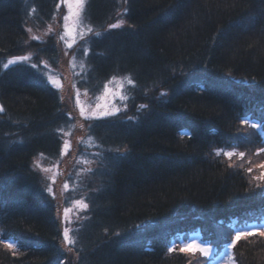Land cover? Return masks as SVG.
<instances>
[{
    "label": "trees",
    "instance_id": "trees-1",
    "mask_svg": "<svg viewBox=\"0 0 264 264\" xmlns=\"http://www.w3.org/2000/svg\"><path fill=\"white\" fill-rule=\"evenodd\" d=\"M60 1L0 0V264H210L181 242L200 235L218 256L236 229L262 227L264 181L252 178L264 171V0H85L73 85L94 104L119 91V111L85 126L62 203L88 206L70 223L35 170L59 161L77 128L49 80L57 44L3 67L27 55L28 27L53 23ZM233 254L264 264V237Z\"/></svg>",
    "mask_w": 264,
    "mask_h": 264
},
{
    "label": "rangeland",
    "instance_id": "rangeland-1",
    "mask_svg": "<svg viewBox=\"0 0 264 264\" xmlns=\"http://www.w3.org/2000/svg\"><path fill=\"white\" fill-rule=\"evenodd\" d=\"M69 4L73 6V11H75V0H61L60 6L62 7L60 9V14L54 22L49 24L46 28L44 27L39 29L28 27V29H31V32L27 29L28 42L26 44L27 55L31 58L33 56L32 45L34 43H46L50 39H53L56 42L60 56L59 66L56 69L50 68L48 74L52 78L59 79L61 87L58 89L62 95L64 106L66 110L73 115L77 123V128L75 129L73 135L66 139L69 141L71 147L70 149L63 148V153L59 161L51 163L48 160L38 158L35 163V170L44 178L47 187L52 188L51 193L53 195L59 218L65 220L66 223L76 220V216L78 215L76 213L77 204L75 205L71 202L69 206H66L62 203L63 197L66 194V190L64 189V180L69 174L74 172L72 170L77 158L79 142L85 134V126L89 121V119H85L81 116L80 107L76 103L77 98L80 101V106L84 107L87 114L89 111L102 112L105 109H117V104L113 100L119 94V91L110 89L109 92L98 101L99 103L94 104L84 93L75 89L71 70V66L75 65L73 53H75V46H77L81 38L80 33H85V30L80 24L83 11L81 12L80 19L78 20L72 16V13L69 10ZM65 16L69 17L67 21L64 19ZM65 25H67V28ZM33 36L37 37V39H33ZM60 36H64V39L61 40ZM69 45H71V47H69ZM18 61L20 62L23 60H17V62ZM42 62L45 63L44 60ZM77 92H79V97H77ZM98 104L101 106L99 109H97ZM43 169H49V171H44ZM77 175L80 174L78 173ZM65 209L69 210L67 213V219H65ZM258 226V224H250L245 228H259L260 226ZM260 228H264V225ZM185 243H195L202 247H207L209 249L207 257L212 259L210 264H228V254L230 252L233 254V248L230 249L228 247L223 253L215 256L217 254L216 249L209 242L204 241L200 235L192 236L189 240L182 241L181 246ZM62 247L64 250L67 249L69 251L65 241L62 243ZM196 252L200 253L199 251ZM68 253L74 255L73 252L69 251Z\"/></svg>",
    "mask_w": 264,
    "mask_h": 264
},
{
    "label": "snow or ice",
    "instance_id": "snow-or-ice-1",
    "mask_svg": "<svg viewBox=\"0 0 264 264\" xmlns=\"http://www.w3.org/2000/svg\"><path fill=\"white\" fill-rule=\"evenodd\" d=\"M84 2H85V0H75V11H73V6L71 4L68 5L69 6V10L72 13V16L77 18L78 20L80 19L81 12L83 11ZM125 2H126V0H125ZM33 11H35V9H33ZM64 19L67 21L69 19V17L65 16ZM80 24L82 26V24H83L82 20H80ZM65 27L67 28V25H65ZM119 27H120V23H114V24L110 25V28H119ZM86 30L88 32H91L92 28L88 27ZM28 31L31 32V29H28ZM80 35H81V38L83 39L84 33L81 32ZM95 35L96 36H100L101 33L97 32V33H95ZM32 38L33 39H37V37H35V36H33ZM60 39L63 40L64 36H60ZM69 47H71V45H69ZM28 59H30V57H28V56L18 57V58H15L13 60H9L6 64L3 65V67L7 68L10 64H13V63L17 62V60H28ZM32 66L36 67L35 64H33ZM45 67H47V64H45ZM125 79H127L129 84H133V81H132V79L130 77H125ZM49 80L57 88L61 87L59 79H55V78H52L51 76H49ZM113 80H115V77H113ZM104 90H105V92L108 91V85L107 84L104 85ZM161 95L162 96L163 95H167V93L162 92ZM77 97H79V92H77ZM121 98L122 99H127V96H122ZM76 103L80 107L81 116H83L85 119H92V118L97 117V116L114 115L115 112L119 111V109H113V110L105 109L102 112L89 111L86 114L84 107L80 106V101H79L78 98H77ZM100 107L101 106L98 104L97 105V109H99ZM139 107H140V109H144V108L147 107V105L141 104ZM2 111H3V108L0 107V112H2ZM129 119L131 120L132 117H129ZM243 122L248 123L253 128H256L257 124H258L257 121L251 120L248 116H244L243 117ZM61 131H62V129H61ZM261 135H264V126L261 127ZM63 147H64V149H70L71 145H70L69 141L65 140L64 143H63ZM260 151H264V148L260 149ZM223 154L229 160H231V158L234 155H236V153L234 151L224 152ZM96 155H99V153H96ZM216 155L217 156L221 155V152L217 151ZM239 156L241 158H243L244 157V153H242V152L239 153ZM37 166H39V165H37ZM260 167L264 168V164L260 165ZM43 170L44 171H49V169H43ZM89 171H91V169H89ZM248 171L251 172V169H248ZM252 179L253 180H258V181H264V171L261 172L260 176H254ZM53 182H54V177H53ZM257 186H259V185H257ZM64 187H65V189H67V187H68L67 183L64 185ZM47 191L51 193L52 192V188L48 187ZM76 203L79 204L82 208H87V206H88L87 204H84L82 201H77ZM68 211H69L68 209H65V219H67ZM257 234L260 237H264V228H242V229H236L235 230V237H234V239L231 240V242L229 243L228 247L230 249L235 248L236 244L241 239L247 240L248 237L253 236V235H257ZM117 235H119V234L117 233ZM63 236H64V240H65V242L67 244H74L75 243V240L69 237V229H67V228L64 229ZM8 247L12 248L13 247V243L12 242H8ZM168 251L169 252L176 251V245L170 246ZM179 251H181V252H196V251H199L204 256H207L208 253H209V249L207 247H202V246L197 245L195 243H185L184 245L179 247ZM228 264H237L236 258L231 252L228 254Z\"/></svg>",
    "mask_w": 264,
    "mask_h": 264
}]
</instances>
